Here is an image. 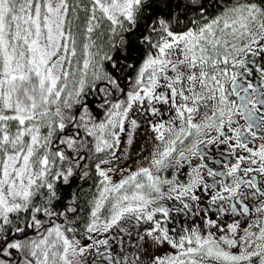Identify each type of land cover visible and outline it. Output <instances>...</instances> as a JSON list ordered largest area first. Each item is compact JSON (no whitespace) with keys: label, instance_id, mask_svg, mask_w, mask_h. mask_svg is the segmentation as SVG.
Here are the masks:
<instances>
[{"label":"snow or ice","instance_id":"obj_1","mask_svg":"<svg viewBox=\"0 0 264 264\" xmlns=\"http://www.w3.org/2000/svg\"><path fill=\"white\" fill-rule=\"evenodd\" d=\"M0 264H264V0H0Z\"/></svg>","mask_w":264,"mask_h":264}]
</instances>
